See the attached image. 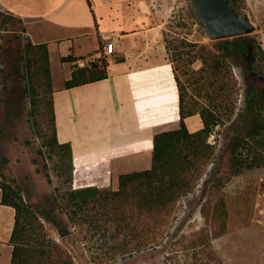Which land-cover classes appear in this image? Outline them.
Segmentation results:
<instances>
[{"label":"trees","instance_id":"16d2710c","mask_svg":"<svg viewBox=\"0 0 264 264\" xmlns=\"http://www.w3.org/2000/svg\"><path fill=\"white\" fill-rule=\"evenodd\" d=\"M239 1L245 5V0ZM25 30L21 16L0 8V48L8 33L20 31L15 36L22 61L20 73L23 90L30 100L31 125L41 140L39 152H48L50 158H57L55 170L60 185L53 198L60 212L93 242L92 262L114 264L121 256L130 260L135 252L143 255L150 253L151 248L156 249L180 200L200 186L201 192L209 196V208L203 203L202 209L219 228L214 230L213 237L225 231L228 209L220 190L245 170L264 169V86L254 102L248 98L251 111L263 124L249 125V131L241 125L239 138L233 131L228 133L233 149L229 168H218V145L210 141V136L217 126L233 130L231 123L238 120L242 85L230 59L231 52L237 53L246 72L251 70L264 77V49L252 36L256 33L212 40L209 44L186 37L169 38L164 33L168 52L174 53L171 60L180 91V125L156 132L152 167L121 174L117 187H75L72 146L58 139L49 46L46 42H34ZM9 40L13 41L12 37ZM250 40L254 42L252 54L256 62L249 66L244 54L250 50L247 45ZM198 60L202 65L196 68L194 64ZM107 67L106 57L86 66L76 65L66 86L106 78ZM195 113L202 115L204 127L191 132L186 117ZM3 159L9 160L7 156ZM0 188L2 202L16 208L11 264H81L85 261L81 254H74L49 235L37 210L25 199L22 187L1 172ZM198 239L192 241L193 248L208 244L206 236Z\"/></svg>","mask_w":264,"mask_h":264},{"label":"crops","instance_id":"0c3cea01","mask_svg":"<svg viewBox=\"0 0 264 264\" xmlns=\"http://www.w3.org/2000/svg\"><path fill=\"white\" fill-rule=\"evenodd\" d=\"M244 2L264 37V0ZM0 8L21 16L34 42L48 43L58 139L72 146L74 186L117 187L121 174L152 167L156 132L177 128L181 113L174 64L150 1L0 0ZM110 41L108 77L67 87L77 62L102 55ZM186 123L191 132L204 127L200 113ZM0 155H7L2 141ZM2 196L0 188V264H11L16 208Z\"/></svg>","mask_w":264,"mask_h":264},{"label":"rangeland","instance_id":"374dc122","mask_svg":"<svg viewBox=\"0 0 264 264\" xmlns=\"http://www.w3.org/2000/svg\"><path fill=\"white\" fill-rule=\"evenodd\" d=\"M149 1L152 5L153 23H161L163 33H167L169 38L186 37L207 44L211 42L199 32L200 26L194 20L186 0H158L160 5L157 6L152 0ZM183 23L186 25H180ZM18 27L22 28L20 25ZM19 32L8 33L0 48V125L3 129L0 141L9 158L4 161L3 156L7 155H0L3 160L0 164L5 166L2 171L22 187L25 199L37 210L49 235L74 254H81L87 264H95L92 262L93 251L90 249L93 242L85 231L73 226L68 216L60 212L58 203L53 198L60 185V177L55 170L57 158H50L46 148L43 149L46 153L39 152L41 140L31 125L30 100L23 90L24 83L20 73L22 61L15 38ZM254 33L256 34L252 36H255L257 43L264 49V37L258 31ZM247 45L250 50L244 56L250 66L256 62V57L252 54L254 42L250 40ZM168 53L171 59L174 53ZM230 59L241 82L242 94L236 115L238 120L231 123L233 130L231 127L217 126L210 136L211 142H217V166L222 170L230 167L233 155L228 133L233 131L239 138L241 125L246 126L249 131V125L254 127L263 124L251 111L248 98L255 101L257 93L264 86V77L251 70L246 72L235 51L231 52ZM201 65V60L194 64L196 68ZM219 194L226 200L228 214L226 229L218 236L213 237V232L219 228H216L212 218H208L202 209L203 203L209 208V196L206 192H201L200 186L180 200L156 249L151 248L150 253L143 255L135 252L134 258L130 260L122 259L121 256L114 264H264V169H248L234 176ZM210 215L212 216L211 213ZM58 223L67 225L70 233L60 237ZM201 236L208 238V244L199 249L193 248L192 241ZM76 258L80 262V258ZM84 262L80 263L85 264Z\"/></svg>","mask_w":264,"mask_h":264},{"label":"water","instance_id":"95a60500","mask_svg":"<svg viewBox=\"0 0 264 264\" xmlns=\"http://www.w3.org/2000/svg\"><path fill=\"white\" fill-rule=\"evenodd\" d=\"M190 12L200 26L199 32L212 40L233 38L258 31L252 11L239 0H186ZM60 237L70 233V228L57 224Z\"/></svg>","mask_w":264,"mask_h":264},{"label":"built area","instance_id":"2783aa9c","mask_svg":"<svg viewBox=\"0 0 264 264\" xmlns=\"http://www.w3.org/2000/svg\"><path fill=\"white\" fill-rule=\"evenodd\" d=\"M152 3L157 6V5H160L158 0H152ZM115 49V42L114 41H110V42H107L105 44V48H104V51H103V54L100 55V56H97V57H90V58H86V59H81L77 62V65L79 66H86L88 64H90L91 61H96L98 58H101V57H105V55H107L108 53H112Z\"/></svg>","mask_w":264,"mask_h":264}]
</instances>
